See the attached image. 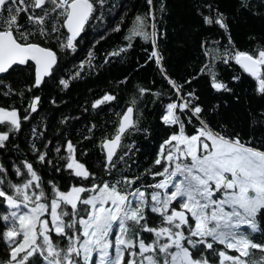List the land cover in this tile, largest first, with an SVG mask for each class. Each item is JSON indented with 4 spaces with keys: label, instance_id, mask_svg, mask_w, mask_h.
Returning a JSON list of instances; mask_svg holds the SVG:
<instances>
[{
    "label": "snow or ice",
    "instance_id": "1",
    "mask_svg": "<svg viewBox=\"0 0 264 264\" xmlns=\"http://www.w3.org/2000/svg\"><path fill=\"white\" fill-rule=\"evenodd\" d=\"M145 6L135 14L125 7L110 25L118 7L110 0H0V76H28L19 91L0 80V96L29 97L21 104L23 115L15 103L0 106V245L5 248L0 264H264V241L252 238L264 236V106L249 112L243 123L221 122L219 101L205 106L192 87L206 76V89L239 101L237 87L246 75L254 93L264 97V43L237 46L228 15L203 0L195 13L202 29L217 32L202 31L199 71L177 79L167 71L161 47L168 38L166 0H145ZM257 8L264 9V0H239L237 11L259 15ZM89 25L103 35L72 70L59 75ZM121 32L119 43L96 53L99 41ZM137 39L146 58L137 60L136 68L151 62L166 88L137 81L124 105L109 107L113 119L102 120L101 127L112 130L96 140L102 156L96 170L82 160L88 149L78 153V142L66 135L55 147L41 137V146L33 128L27 151L34 160L11 143L38 111L50 82L63 92L87 72L126 60ZM221 65H237L240 72L225 80ZM130 80L122 76L117 88ZM117 101V93L106 90L91 108L95 112ZM157 101L159 121L167 130L154 155L139 163L133 134L142 133L145 140L152 136L150 122L141 127L147 119L141 104L155 110ZM49 104L56 105L54 96ZM71 119L63 116L59 124L69 126ZM97 130L90 122L82 141ZM62 173L68 174L66 184L56 178ZM45 175L50 177L46 181Z\"/></svg>",
    "mask_w": 264,
    "mask_h": 264
},
{
    "label": "trees",
    "instance_id": "2",
    "mask_svg": "<svg viewBox=\"0 0 264 264\" xmlns=\"http://www.w3.org/2000/svg\"><path fill=\"white\" fill-rule=\"evenodd\" d=\"M201 2L203 0H166L167 12L164 20L167 22L168 38L161 41V47L167 71L177 79H186L188 75H195L199 71L200 65L203 63V56L200 54L199 49V39L202 31L213 34L217 32L215 28L202 29L200 18L195 13L196 6ZM211 2L228 15L231 34L237 46L248 48L257 41L264 43V40H262V37H264V9H255V11L261 14L253 15L252 12L246 9L237 11L239 0H211ZM111 3H115L118 7L114 14H111L114 15V19L109 21L110 25L119 19L125 7L130 9L131 14H135L137 10L146 11L145 0H110ZM100 35H103V32L89 25L80 37L77 51L72 53L62 68L59 69V75H66L69 70H72L73 65L85 57L89 47L92 46V41L98 39ZM123 35L124 33L121 32L119 35H110L106 39L99 41L95 47L96 53L99 55L111 49L115 44L120 42ZM250 36H254L256 39L251 40L249 39ZM142 44L143 42L137 39L135 41L136 46L129 52L126 60L117 59L99 68L95 73L87 72L83 78L74 80L63 92L56 87L55 83L50 82L43 89V100L38 111L30 115L29 121L23 122L17 137L11 143L17 144L28 159L34 160L35 157L32 153L27 151L28 138L32 136L33 128L36 129L37 143H41V146V137L42 141H48L55 147L66 135L73 142H78V153H82L84 149H88V153L82 157V160L87 161V166L92 170H96L97 162L102 160L100 149L95 147L96 140L104 132L112 130L111 125L101 127L102 120L113 119V114L109 113V107L117 109L124 105L130 98L133 83L137 81L158 89L166 88V82L161 79L151 62L142 69L138 70L136 68L137 60L143 63L146 58L143 55ZM143 46L148 47V45ZM95 63L99 65L100 59L98 58ZM219 71L225 80H230V77L233 74L239 73L240 69L237 65H232L231 67L221 65ZM124 75L130 76L131 80L127 83L126 87L120 86L117 88L116 81ZM0 80L10 82L19 91L22 84L28 82V76L27 73H24L22 76L11 74L9 76H1ZM205 81L206 76H200L192 87L197 88L200 99L205 106L219 101L221 122L235 121L237 124L243 123L248 120L249 112L255 114L261 106H264V97H259L254 93V82L246 75L237 87L240 96L239 101H234L228 94H215L210 89H206ZM106 90L116 92L118 101L101 106L98 111L94 112L91 108L92 100L103 95V92ZM32 94L35 95L37 92L34 91ZM50 96L55 97V106L49 104ZM28 99L27 95H25L22 101L16 96H13L11 99L0 96V106L15 103V106L19 108V113L23 115L25 113L21 104L26 105ZM146 100L150 105L153 103L151 97H146ZM224 101L228 102L227 106H225ZM164 102H167L166 99ZM141 109L147 118L141 124V127L148 126V122H150L152 136L150 139L145 140L142 133L139 135L133 134V138L137 140V148L140 149L139 163H143L146 157L154 155L155 146L158 145L159 140L167 130L159 121V101L156 102L155 110L146 109L143 104H141ZM205 113L207 114V107L205 108ZM63 116L73 118L69 121V126L59 124V120ZM90 122L96 124L99 130L94 133L92 139L82 141V137L88 134ZM49 154L52 155L51 152ZM10 155L14 158H21L17 157L15 153H10ZM52 158L53 163H55V156ZM143 166L146 167L147 165L144 164ZM44 172L47 173L46 167ZM53 175H55L54 171ZM67 175V173H62L56 178L61 184H66L69 182L64 179ZM13 178L15 179V177ZM49 178L48 175L44 176L45 181ZM260 227L264 230V219H261ZM252 238L257 241H264V236L259 234ZM4 255L5 248L3 245H0V258ZM256 255L258 256L259 253L257 252Z\"/></svg>",
    "mask_w": 264,
    "mask_h": 264
},
{
    "label": "water",
    "instance_id": "3",
    "mask_svg": "<svg viewBox=\"0 0 264 264\" xmlns=\"http://www.w3.org/2000/svg\"><path fill=\"white\" fill-rule=\"evenodd\" d=\"M1 77V76H0Z\"/></svg>",
    "mask_w": 264,
    "mask_h": 264
}]
</instances>
